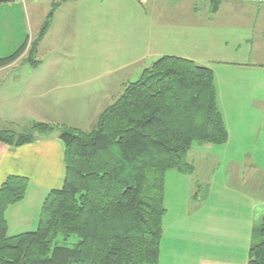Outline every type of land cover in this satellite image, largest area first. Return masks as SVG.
Masks as SVG:
<instances>
[{"label": "rangeland", "instance_id": "374dc122", "mask_svg": "<svg viewBox=\"0 0 264 264\" xmlns=\"http://www.w3.org/2000/svg\"><path fill=\"white\" fill-rule=\"evenodd\" d=\"M32 1L25 18L21 11L14 14L0 8V17L8 25L13 23L9 29L7 26L0 30V48L6 47L17 27L25 37L30 33L36 39L35 34L51 11L61 4L60 0ZM210 6L209 0H82L76 9L69 8L61 14L41 45L37 40L33 52L36 63L32 65L24 60L16 68L32 69L40 60L41 71L57 68L83 73L85 77L81 80L91 81L87 85L93 88H85L83 93L77 91H82L81 88L65 90L62 94L48 95L47 99L51 103V97H57L54 108L60 113L61 122L81 130L91 129L98 114L120 95L122 85L138 79L143 69L162 55L188 58L214 70L217 103L227 139L223 143L193 142L184 157L193 165L191 174L173 169L165 171L162 248L194 244L195 234L181 226L188 227L194 220L193 214L187 216V213L193 206L199 208L196 203L201 204L199 201L206 193L210 209L211 205H217L216 213L220 216L233 217L239 213L234 216L235 220L238 217L237 225L242 219L246 225L251 221L250 242L253 227L257 229L264 212V101L255 98L253 106L245 104L239 86L232 84V73L226 75L223 70L224 63L248 60L251 40L248 43L246 40L259 38V32L264 29V14L254 12V8L264 7V0H221L218 14H211ZM225 8L247 10L230 13ZM53 17L54 13L50 15L51 22ZM239 44L242 50L236 53ZM7 52V55L12 53ZM11 69L0 74V81L6 79L5 83H10V88L0 91V130L14 137L19 134L43 137L58 132L57 129L48 133L39 131L37 115L20 107L13 98L17 86L12 84L15 68ZM98 82L108 83V90L99 92L101 86L94 85ZM23 88L18 92L24 95ZM251 173L254 178L244 181ZM75 240L72 236L68 244ZM201 245L216 252L228 251L238 264L246 256L247 262L248 253L241 241L209 235Z\"/></svg>", "mask_w": 264, "mask_h": 264}, {"label": "trees", "instance_id": "16d2710c", "mask_svg": "<svg viewBox=\"0 0 264 264\" xmlns=\"http://www.w3.org/2000/svg\"><path fill=\"white\" fill-rule=\"evenodd\" d=\"M209 2L216 12L221 0ZM50 15L28 46L32 65ZM27 41L0 57V68L20 57ZM123 87L89 130L37 123L43 133L58 130L64 181L45 196L36 229L15 235L8 234L5 211L24 197L28 180L10 175L0 185V264H158L165 171L191 174L184 157L193 142L223 143L227 131L213 71L191 59L162 55ZM35 137L0 130L9 145ZM246 264H264V212Z\"/></svg>", "mask_w": 264, "mask_h": 264}, {"label": "crops", "instance_id": "0c3cea01", "mask_svg": "<svg viewBox=\"0 0 264 264\" xmlns=\"http://www.w3.org/2000/svg\"><path fill=\"white\" fill-rule=\"evenodd\" d=\"M140 1L147 2L148 0ZM51 2L52 5L55 4L54 1ZM51 2H49L48 5H50ZM81 2L82 0L61 1L60 6L57 9L55 8L56 10L53 9L51 11V14L54 13L52 20L54 23L52 24L50 21V25L40 38V45L50 34L51 29H53L61 14L69 8L76 9L77 6L81 5ZM32 3V0H0V8H2L1 11L4 12L14 11V14L21 11L25 18L28 8ZM221 9V6H219L214 14H218ZM223 10L230 13L236 11L245 13L244 10L247 9L225 8ZM254 10L256 13L262 12L264 14V7H256ZM7 26L9 29V26L12 27L13 23H9L8 25L5 18L0 17V30H5ZM39 31L35 35H37ZM33 35L34 34L31 35L29 33L25 37L23 31L19 27L11 33V38L7 40L8 43L6 44V47L0 48V57L6 56L7 54L5 53H8L7 51H15L26 38L28 40L27 47L14 62L1 67L0 74L5 70L15 68L13 71L14 75L12 84L17 86V91L15 92L16 94L14 93L13 98H16L20 107L37 115V117L35 115L34 117L40 122L64 124L60 120V113L54 108L57 102V97H51V103H48V95L62 94L63 91L73 90L74 88H81L82 91H77L83 93L85 92V88H93V86L90 88L87 85L88 83L91 85L92 82L81 80V78L85 76L83 73L81 74L80 71L60 70L57 69L54 64L53 67L56 69H43L41 71L38 69L39 66H42L40 60H38L37 64L33 66L32 69H26L25 71L16 69L25 60L28 46L34 39ZM260 39V42H254ZM249 40L251 41L249 42ZM248 42L250 54V56H247L248 60L236 59L233 60V64L224 63L223 70L226 75L232 73V84H234L235 87L239 86L244 103L253 106V103L256 101L255 98L264 101V29L259 32V38L247 39L246 43ZM241 50L242 47L241 44H239L236 53L241 52ZM50 60L53 61V59ZM5 78H7V76ZM97 78L98 76L93 80ZM5 82L6 79L0 81V91L10 88V83L8 84ZM94 85L96 87L98 85L101 86L99 92H106L108 90V83L98 82L94 83ZM22 86L25 90L24 95L18 92V90H21ZM258 108L262 109L261 107ZM64 173V146L58 137V132L50 135L46 134L43 137L37 136L32 142L19 146L9 145L0 141V185L10 175L25 177L28 180L24 197L18 202L10 205L5 211L8 234L15 235L36 229L42 202L49 190L60 188L62 186ZM254 173H251L247 179L244 178V181H250L254 178ZM254 186L257 187L255 183ZM188 191H192V189L188 188ZM206 196L207 193L204 195V198L202 197L201 201H199L201 204L198 202L196 203L197 205H200L199 208L193 206L195 209H193V207L189 209V212L194 211V213L188 212L187 216L193 214L192 217H194V220L189 223L188 227L186 225L181 226L184 227L185 230H187V228L191 229L192 231L190 233L195 234L194 244L189 246H166L163 248L161 245L158 264H238L228 255V251L216 252L213 248H208L209 246H202L203 239L208 238L209 235L211 237H228L236 241H241L244 244L247 255L251 243V221L248 220L246 225L245 219L244 222L242 219L241 224L237 225L238 217L235 220L234 216L239 213H236L233 217L228 216L229 214H222V216H220L216 213L217 205H211L210 209L209 200L207 198L205 199ZM193 197L196 200V194H194ZM230 214L234 213L231 212ZM232 218H234V220ZM163 236L164 235H162V237ZM189 242L191 241L189 240ZM241 264H246V256L242 259Z\"/></svg>", "mask_w": 264, "mask_h": 264}]
</instances>
